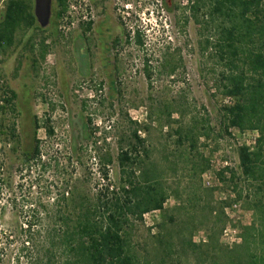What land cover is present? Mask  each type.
I'll return each instance as SVG.
<instances>
[{"label": "rangeland", "instance_id": "374dc122", "mask_svg": "<svg viewBox=\"0 0 264 264\" xmlns=\"http://www.w3.org/2000/svg\"><path fill=\"white\" fill-rule=\"evenodd\" d=\"M25 1L33 13L34 0ZM8 2L0 0V22ZM66 2V12L56 16L57 0H51L45 27L35 19L34 26L17 27L9 45L0 43V225L13 232L3 264H24L17 259L22 236L16 226L43 220L31 218L29 209L50 207L76 184L94 193L118 183L116 156L135 128L169 193L162 210L132 223L136 253L155 256L163 220L177 232V253L165 264H194L177 255L180 224L194 221L193 240L205 241L215 211L223 222L219 243L238 245L243 228L254 223L247 199L254 184L241 176L238 148L253 149L258 132L224 119L223 108L234 102L223 93L227 68L204 44L210 33L188 11L189 0ZM11 92L7 106L1 99ZM36 144L40 160L24 162ZM107 157L111 163L104 165ZM207 200L215 209L210 217ZM227 227L236 231L233 243L222 237Z\"/></svg>", "mask_w": 264, "mask_h": 264}, {"label": "trees", "instance_id": "16d2710c", "mask_svg": "<svg viewBox=\"0 0 264 264\" xmlns=\"http://www.w3.org/2000/svg\"><path fill=\"white\" fill-rule=\"evenodd\" d=\"M67 7L66 0H57L56 16L66 12ZM187 8L194 20L210 33L204 44L215 50L227 68L223 93L234 102L223 108L224 119L228 126L256 130L258 136L253 149L245 145L238 148L241 176L254 184L247 195L248 207L254 213L252 226L243 228L238 245L224 247L218 240L223 224L221 212H216L207 200L208 216L214 211L216 214L215 228H210L205 241L198 243L192 238L198 225L188 220L180 224L177 255L191 256L194 264H264V0H189ZM35 22L30 3L9 0L0 22V43L9 45L17 27H31ZM13 96L11 92L1 100L8 106ZM3 108L0 105V114L5 111ZM38 128L35 121L34 132ZM13 132L14 126L7 133ZM199 136L197 133L196 137ZM185 137L188 139L187 134ZM192 137H189L191 146ZM127 138V145L121 146L116 156L118 183L110 185L111 189L106 186L91 193L76 184L63 190L50 207L29 209L28 212H33L29 213L31 218L41 214L43 220L18 222L16 231L22 239L17 259L21 256L24 264H165L177 253L172 250L176 247L177 232L167 229L163 220L157 224L155 256L138 255L131 246L132 223L142 220L147 212L162 210L169 193L145 148V138L137 128ZM24 156V162L39 161L38 145ZM103 163L110 164L111 159L107 157ZM229 172L228 179L233 181L235 172ZM221 178L226 179L224 175ZM3 209L0 205V216ZM183 209L186 208L181 206L180 210L186 212ZM13 210L17 215L21 213L16 207ZM11 232L0 225V264Z\"/></svg>", "mask_w": 264, "mask_h": 264}, {"label": "water", "instance_id": "95a60500", "mask_svg": "<svg viewBox=\"0 0 264 264\" xmlns=\"http://www.w3.org/2000/svg\"><path fill=\"white\" fill-rule=\"evenodd\" d=\"M33 14L41 27H45L51 14V0H34Z\"/></svg>", "mask_w": 264, "mask_h": 264}, {"label": "built area", "instance_id": "2783aa9c", "mask_svg": "<svg viewBox=\"0 0 264 264\" xmlns=\"http://www.w3.org/2000/svg\"><path fill=\"white\" fill-rule=\"evenodd\" d=\"M206 183L207 184H209V181L207 180L206 181ZM234 206H236V205H234ZM236 234V231H235V229L234 228H225V229H223V231H222V237L228 242L229 241V243H233L234 242V238H235V235Z\"/></svg>", "mask_w": 264, "mask_h": 264}]
</instances>
